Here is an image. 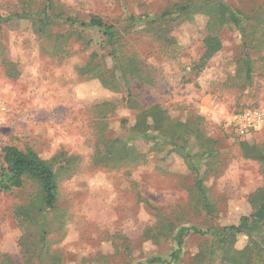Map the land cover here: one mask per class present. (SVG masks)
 <instances>
[{
	"label": "rangeland",
	"instance_id": "obj_1",
	"mask_svg": "<svg viewBox=\"0 0 264 264\" xmlns=\"http://www.w3.org/2000/svg\"><path fill=\"white\" fill-rule=\"evenodd\" d=\"M52 1V24L38 34L47 0H0V104L7 110L0 166L2 149L12 145L45 161L62 151L77 167L57 169L53 210L35 205L28 211L38 197L28 180L20 189L0 192V264H138L152 258L170 263L174 236L182 229L237 225L253 213L250 198L264 190V163L244 158L241 146H255L264 156V126L238 136L228 123L241 111H264V0H211L237 12L238 23L222 27V50L197 75L191 69L204 51L208 16L176 14L149 22L200 0ZM91 16L117 30L113 49L120 56L135 57L154 73V85L135 83L142 103L162 105L180 122L204 119L215 142L211 156L193 142L179 151L159 139L137 138L126 142L136 162L115 168L93 162L103 141L127 140L137 111L128 105L112 48L101 33L75 22ZM17 208L27 209L26 217ZM203 241L186 237L177 253L182 261L170 264L192 263ZM257 242L264 254V237ZM247 243L239 236L234 248L241 251Z\"/></svg>",
	"mask_w": 264,
	"mask_h": 264
},
{
	"label": "trees",
	"instance_id": "obj_2",
	"mask_svg": "<svg viewBox=\"0 0 264 264\" xmlns=\"http://www.w3.org/2000/svg\"><path fill=\"white\" fill-rule=\"evenodd\" d=\"M47 3L48 5L43 6L41 9L44 16L39 20L40 30H37L38 34L44 33V28L52 24L47 13L56 12L53 1L47 0ZM195 13H205L209 18L205 26V36L202 40L203 54L191 69L197 75L222 50L219 32L229 21L238 23L237 12L233 13L231 8L222 1L200 0L196 3H185L181 6L172 7L170 10L163 12L157 19H151L149 25L157 24L160 20H167V18L169 20L170 18L173 19L176 14H179L178 17H180V15L186 16ZM56 15L61 17L59 14ZM134 20V17L129 18L131 22ZM69 21L74 22L71 19ZM75 22L82 30L93 29L101 33L105 40L104 44L112 48L110 56L114 60V65H117L121 72L120 82L126 88L128 105L137 111L135 123L129 129L127 140L125 142L117 140L103 141L102 149L96 153L93 160L96 165L104 168H115L118 163L136 162L137 158H132L135 155L127 148L126 142L137 138H142L150 143L159 139L165 145H170L174 149H179V151H183L193 142V145L199 144L202 147L200 149H204L202 155L205 154L206 157L212 155V147H214L215 142L207 136L206 124L201 116H193L185 122H180L173 120L164 106L158 104L147 106L142 103L141 94L134 89L135 83L138 81L141 86L154 85V73L135 57L125 60L123 56H120L119 51L116 52L113 49L119 41V33L112 25L107 24L99 16H91L86 21L75 20ZM166 43L171 44L172 41L166 39ZM102 48H104L103 45ZM145 72L151 75H145ZM245 75L246 80H248L251 75L250 65L248 64H246ZM99 79L104 85H108L107 80L102 75ZM241 148L244 158L261 164L264 163V156L261 155V151L257 147L242 144ZM74 167H77L75 160L71 156H66L62 151L51 161H45L33 150L21 151L12 145L5 146L2 149V165L0 166V192L9 193L14 189H20L28 180L38 188V197L32 202V207L30 206L28 211H32L35 205H41L42 209L45 210H53L57 203V169L74 172ZM194 173L196 174L195 185L204 200H206L202 180L199 178L197 170H194ZM250 200L252 204H256L254 212L248 216H242L237 225L212 226L206 231L188 228L178 232L174 236L176 250L171 254V262L182 261L177 253L183 246L186 237L198 236L204 238V243L200 246L199 252L191 259L192 263L188 264H264V254L257 242L258 237H264V190H258ZM28 211L23 208L16 209L18 216L23 214L26 217ZM239 236H244L248 240L247 245L241 251L234 248ZM170 263L161 258H152L146 263L138 264Z\"/></svg>",
	"mask_w": 264,
	"mask_h": 264
},
{
	"label": "built area",
	"instance_id": "obj_3",
	"mask_svg": "<svg viewBox=\"0 0 264 264\" xmlns=\"http://www.w3.org/2000/svg\"><path fill=\"white\" fill-rule=\"evenodd\" d=\"M7 110L3 104H0V130L4 125ZM228 126L238 136H246L251 132H256L264 126V111L260 109H248L234 115Z\"/></svg>",
	"mask_w": 264,
	"mask_h": 264
}]
</instances>
